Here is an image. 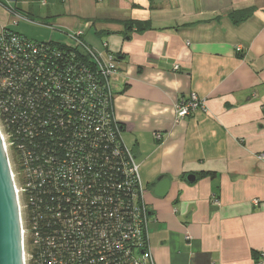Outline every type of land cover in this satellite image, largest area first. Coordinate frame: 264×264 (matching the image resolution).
<instances>
[{"label":"crops","instance_id":"obj_1","mask_svg":"<svg viewBox=\"0 0 264 264\" xmlns=\"http://www.w3.org/2000/svg\"><path fill=\"white\" fill-rule=\"evenodd\" d=\"M22 22L51 35L27 37ZM1 27L34 42L73 30L94 51L114 55L113 113L139 166L155 264L257 262L264 0H0ZM63 35L56 41L66 42ZM191 95L205 110L177 121L175 105ZM159 178L170 182L164 198L154 195Z\"/></svg>","mask_w":264,"mask_h":264},{"label":"built area","instance_id":"obj_2","mask_svg":"<svg viewBox=\"0 0 264 264\" xmlns=\"http://www.w3.org/2000/svg\"><path fill=\"white\" fill-rule=\"evenodd\" d=\"M81 34L67 35L66 42H30L0 28V71L8 75L12 64L20 79H27L22 75L24 63L36 59L34 73L55 80L65 99L55 123L61 132L53 145L58 151L30 188L18 183L11 162L13 144L0 118V138L20 213L23 264H155L139 166L113 113L114 55L94 51ZM47 53L51 61L45 66ZM64 67L68 74L60 79L57 71ZM6 79L0 81V88H5ZM200 110L205 106L196 95L180 98L176 120ZM153 138L161 141L162 136L154 133ZM213 203L219 205L215 198ZM255 264H264V253Z\"/></svg>","mask_w":264,"mask_h":264},{"label":"trees","instance_id":"obj_3","mask_svg":"<svg viewBox=\"0 0 264 264\" xmlns=\"http://www.w3.org/2000/svg\"><path fill=\"white\" fill-rule=\"evenodd\" d=\"M47 54L42 62L45 66L51 61V55ZM36 65H39L36 59H26L22 75L27 79L22 80L12 64L8 75L4 69L0 71V81L7 77L5 88H0V118L13 144L11 162L14 172L18 174V183L28 188L32 187L35 179L42 177L48 161L58 151L53 145L54 140L60 138L61 132L55 123L63 108L62 101L65 100L55 80L48 81L45 73L40 76L34 73ZM66 69L64 67L57 71V77L61 79L68 74L65 73ZM64 88L65 85L61 88L63 92Z\"/></svg>","mask_w":264,"mask_h":264},{"label":"water","instance_id":"obj_4","mask_svg":"<svg viewBox=\"0 0 264 264\" xmlns=\"http://www.w3.org/2000/svg\"><path fill=\"white\" fill-rule=\"evenodd\" d=\"M194 175L187 177L192 183ZM170 182L159 178L154 195L164 198ZM0 264H23L22 234L18 201L8 156L0 138Z\"/></svg>","mask_w":264,"mask_h":264},{"label":"rangeland","instance_id":"obj_5","mask_svg":"<svg viewBox=\"0 0 264 264\" xmlns=\"http://www.w3.org/2000/svg\"><path fill=\"white\" fill-rule=\"evenodd\" d=\"M38 7L40 8H43L41 5L38 4ZM56 23H58V21H56ZM50 30H52V32H54V30L52 28H50ZM20 31L23 35H27V37H31V34H37V39L36 40H42V39H48L51 35V31L47 32L45 30H42V29H36V28H33V27H29V25L26 23V22H22L21 23V28H20ZM60 32L58 33H53V38L54 40L53 41H56V40H63L65 38V36L63 34L66 35V40H68L67 38V35L69 34H72V33H76L75 31L71 30L69 31L68 33L64 32L63 34H59ZM42 34V36L40 35Z\"/></svg>","mask_w":264,"mask_h":264}]
</instances>
